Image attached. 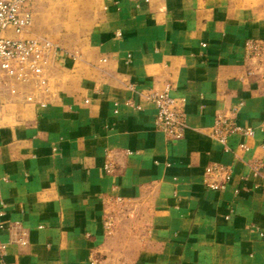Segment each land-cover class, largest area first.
Instances as JSON below:
<instances>
[{
	"label": "crops",
	"instance_id": "0c3cea01",
	"mask_svg": "<svg viewBox=\"0 0 264 264\" xmlns=\"http://www.w3.org/2000/svg\"><path fill=\"white\" fill-rule=\"evenodd\" d=\"M58 4L76 22L44 91L0 96V264H264V0ZM149 93L182 138L155 129ZM216 116L255 132L224 146ZM213 163L232 172L219 192Z\"/></svg>",
	"mask_w": 264,
	"mask_h": 264
},
{
	"label": "built area",
	"instance_id": "2783aa9c",
	"mask_svg": "<svg viewBox=\"0 0 264 264\" xmlns=\"http://www.w3.org/2000/svg\"><path fill=\"white\" fill-rule=\"evenodd\" d=\"M69 0H0V96L3 92L15 94L18 85L31 86L34 96L40 95L46 86L44 73L46 67L61 57V51L45 40L30 37L33 20V8L48 2H63ZM245 56L260 54L258 44H248ZM146 99L156 108L154 126L171 140L183 137L185 122L181 110L165 93H149ZM254 130L243 129L226 117L216 116L208 129L209 139L226 146L231 137L252 136ZM247 151V148L240 145ZM104 171L109 174L111 167L104 165ZM204 186L211 192H219L226 188L231 180V169L228 166L213 163L204 170ZM0 198V209L5 210ZM18 240L25 245V240ZM91 264H97L95 259Z\"/></svg>",
	"mask_w": 264,
	"mask_h": 264
},
{
	"label": "rangeland",
	"instance_id": "374dc122",
	"mask_svg": "<svg viewBox=\"0 0 264 264\" xmlns=\"http://www.w3.org/2000/svg\"><path fill=\"white\" fill-rule=\"evenodd\" d=\"M45 7V8H44ZM47 7V8H46ZM65 14V8L48 5H36L33 8V20L30 30V37H34L37 40H45L50 42L52 45H58V30L60 27L71 30L75 28L74 8H66L67 15L63 17L59 12Z\"/></svg>",
	"mask_w": 264,
	"mask_h": 264
}]
</instances>
